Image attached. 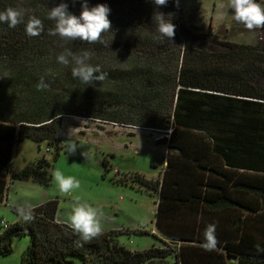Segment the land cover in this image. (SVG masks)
Masks as SVG:
<instances>
[{
  "label": "trees",
  "instance_id": "16d2710c",
  "mask_svg": "<svg viewBox=\"0 0 264 264\" xmlns=\"http://www.w3.org/2000/svg\"><path fill=\"white\" fill-rule=\"evenodd\" d=\"M179 30L183 52L169 81L170 112L156 130L165 136L154 140L166 146L161 178L131 174L115 180L156 194L158 236L139 233L150 234L158 245L128 250L118 243L126 234L121 231L84 242L55 222L53 200L35 206L30 220L13 210L19 220L0 232L1 256L12 253L15 238L28 236L20 264H76V259L81 264H168L169 258L176 264H264V251L257 250V245L264 248V41L226 43V51H217L210 33L196 34L183 23ZM21 78L13 75L0 83V205L9 182L49 187L53 162L64 149V113L42 117L39 112L30 119L24 102L49 95L45 88L27 92ZM26 140L38 151L44 146L52 152L53 161L42 156L14 170L15 149ZM210 224L216 226L217 247L207 251L203 233Z\"/></svg>",
  "mask_w": 264,
  "mask_h": 264
},
{
  "label": "rangeland",
  "instance_id": "374dc122",
  "mask_svg": "<svg viewBox=\"0 0 264 264\" xmlns=\"http://www.w3.org/2000/svg\"><path fill=\"white\" fill-rule=\"evenodd\" d=\"M62 2L68 4L73 14H80L81 0H0V11L11 7L24 14L25 22L30 16H36L43 24L38 36L29 37L25 34L24 23L15 28L0 23V83L13 75H23L19 80L26 84L27 92L32 93L43 79L48 85L45 92L49 96L26 101L23 108L33 120L39 117L35 115L39 112H43L42 117L51 115L52 111L56 115L64 113L60 116L64 149L53 162V173L59 169L64 175L75 177L80 181V188L71 195L60 192L52 173L51 185L44 191L59 202L67 198L76 202L77 197L80 202H86L98 194L113 198L102 193L100 188L110 186L122 176L139 173L152 181L161 178L166 164V146L154 140L165 136L164 131L157 133L156 130L169 116V81L181 63L183 41L179 24L183 23L196 34L210 33L212 46L217 51H226V43L250 46L264 41V28L248 30L234 21L233 10L228 8L229 0H180L178 6L176 0H168L161 6L152 0H89L90 7L106 4L111 9L108 17L111 28L95 42L70 40L49 34L55 26L54 21L48 19L49 9ZM156 12L163 13L165 19L175 25L172 38L160 37L153 19ZM68 50L77 55L89 52L88 62L99 65L106 78L85 85L73 77L74 61L64 65L56 59ZM69 59L71 61V57ZM260 85L264 87V80ZM69 140L77 144L75 153L68 154L66 150ZM18 146L13 162L15 169L27 165L23 163L25 158L44 156L47 161H53L52 152H46L44 146L38 151L29 140ZM126 192L139 194L130 187ZM142 194V204L138 205L120 196L115 200L124 214L132 208L133 213L143 212L146 220L140 229L144 227L155 233L156 194ZM11 215L8 207L0 205V221L9 224ZM120 219L124 221L125 218L121 215ZM3 229L0 228V232ZM150 242L158 243L150 234H138L133 230L129 236L118 237L120 245L133 251L149 249ZM28 245V236L15 238L12 253L0 255V264H20ZM76 264H81L79 259ZM168 264H176L175 259L169 258Z\"/></svg>",
  "mask_w": 264,
  "mask_h": 264
},
{
  "label": "clouds",
  "instance_id": "9594fccd",
  "mask_svg": "<svg viewBox=\"0 0 264 264\" xmlns=\"http://www.w3.org/2000/svg\"><path fill=\"white\" fill-rule=\"evenodd\" d=\"M179 2L180 0H176L177 6ZM152 3L161 6L166 5L168 0H152ZM228 8L233 10L232 18L234 21L246 29L264 28V0H229ZM110 11L111 9L106 4H96L90 7L89 0H81L80 14L75 15L69 11L68 4L62 2L49 9L48 19L53 20L55 24L49 34L70 40L79 39L90 43L95 42L103 32L111 28V22L108 18ZM23 15L21 11L9 7L0 11V23H6L10 28H15L18 24L24 23V31L27 36H38L43 30L41 19L30 16L25 22ZM165 17L163 13L156 12L153 19L160 37L170 39L174 36L175 25L171 20H166ZM69 57H71V61ZM89 58L90 54L87 51L77 55L70 50L56 57L57 61L64 65L74 61L75 66L71 69L72 76L78 78L85 85H91L94 81H103L106 78V73L101 71L99 65H92L88 62ZM46 87L48 85L43 79L37 84L38 89ZM65 147L68 154L75 153L78 148L72 140H69ZM82 155L85 154L82 153ZM53 178L62 193L71 194L80 188L78 179L64 175L59 169L54 171ZM17 211L24 220L32 219V210L29 205L21 206ZM68 224L84 242L96 237L102 231L99 210L87 202H80L79 197L76 198V202L72 206ZM203 236L202 246L205 250L211 251L217 247L216 226L214 224L206 227ZM257 250L264 251V248L257 245Z\"/></svg>",
  "mask_w": 264,
  "mask_h": 264
},
{
  "label": "crops",
  "instance_id": "0c3cea01",
  "mask_svg": "<svg viewBox=\"0 0 264 264\" xmlns=\"http://www.w3.org/2000/svg\"><path fill=\"white\" fill-rule=\"evenodd\" d=\"M132 137H134V135ZM18 147L19 146H17V148L15 149V157H16V153L18 152L17 151ZM38 159H40L39 156L31 159L33 161L25 158L23 159V163L29 164L31 162H34V160H38ZM24 166L26 165H23V167ZM23 167H19L18 169L15 168L13 169L17 171L22 169ZM135 174H139V173H135ZM144 179L148 181H152L150 179H147L146 177H144ZM128 187H130L131 190L136 189L137 193L139 194L136 193L137 195H133L126 192V190H128ZM44 188L46 187L40 186L32 181L9 182L6 191L5 201L3 204H1L4 205L5 207H8L12 213L11 215L12 217L9 225L14 224L19 220V217L13 211L14 209H18L24 205H29L30 207L38 206L53 200L57 202L56 220L68 224V217L71 213L72 206L75 202H73L69 198L63 199L59 202L58 200L50 197V195L44 191ZM100 191L102 193H106L107 195L114 196L113 197L114 199L111 197L104 198V196L106 195L98 194L97 197L89 198L86 201L87 203L95 206L99 210V220L102 227V231L100 232V234L121 231L126 233L125 234L126 236L127 235L129 236L132 230L138 234H141L139 233V231H147L144 227H141L142 229H140L141 224H144V220H146L145 217L146 215L143 212L133 213L134 209L132 208L129 213L124 214L121 205L119 204L118 201L115 200L116 196H120L123 199L129 201L131 204L133 203V205L142 204V200L140 197L143 195L142 193L145 192L139 190L136 185H131L130 183L120 184L119 182H113L110 186H102L100 188ZM121 215L124 216L125 218L124 221L120 219ZM151 232H153V230ZM154 234L158 236L157 232H155ZM153 245L157 246L158 244L153 242L149 243V246H153ZM142 250L145 249H137V251H142Z\"/></svg>",
  "mask_w": 264,
  "mask_h": 264
},
{
  "label": "built area",
  "instance_id": "2783aa9c",
  "mask_svg": "<svg viewBox=\"0 0 264 264\" xmlns=\"http://www.w3.org/2000/svg\"><path fill=\"white\" fill-rule=\"evenodd\" d=\"M34 208H35V206H31V210H33ZM55 222L58 223V224H64V225L69 226L68 224L63 223V222H61V221H57L56 219H55ZM0 227L6 229V228L8 227V224L5 223V222H3V221H1V222H0ZM69 227H70V226H69Z\"/></svg>",
  "mask_w": 264,
  "mask_h": 264
}]
</instances>
